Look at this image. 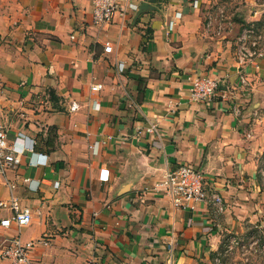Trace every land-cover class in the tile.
Listing matches in <instances>:
<instances>
[{"label":"crops","instance_id":"1","mask_svg":"<svg viewBox=\"0 0 264 264\" xmlns=\"http://www.w3.org/2000/svg\"><path fill=\"white\" fill-rule=\"evenodd\" d=\"M130 1L98 28L89 0H0V122L30 148L6 176L32 213L0 236L32 241L34 264H212L254 184L264 40L243 62L233 43L241 25L264 23L263 1ZM207 12H220V35ZM196 74L218 80L207 102L189 98ZM180 164L204 171L222 212L171 207L162 182Z\"/></svg>","mask_w":264,"mask_h":264},{"label":"built area","instance_id":"2","mask_svg":"<svg viewBox=\"0 0 264 264\" xmlns=\"http://www.w3.org/2000/svg\"><path fill=\"white\" fill-rule=\"evenodd\" d=\"M91 24L98 28L108 25L116 11H125L126 9L136 10L137 6L130 0H89ZM123 3V4H122ZM221 19L207 12L205 27L212 28L216 25V32L222 30ZM255 33L253 28L243 30L238 37L237 49L235 53L239 62L254 56L258 49L259 40L253 36L251 39L248 35ZM74 39V35L70 36ZM111 46L106 43L105 52H110ZM240 82L245 84L246 79L240 76ZM219 87L217 78L207 74H196L189 79V98L194 102H207L216 94ZM100 84L91 86V90H97ZM77 109V104L72 103L70 110ZM23 139L16 136L10 139L8 128L0 122V184H4L10 191L7 200H0V208L8 209L11 213L9 218L0 219V226L4 229L15 227L20 230L21 227L30 223L32 213L26 206H21L17 198L13 195L12 190L15 185L7 178L6 174L14 170L21 162V154L24 150H30L29 147L20 144L18 140ZM161 194L166 198L174 209H194L196 204L207 203L213 210L222 212L224 210V200L221 194L210 186L203 170L190 165L180 164L177 167L167 171L162 182ZM34 243L23 242L19 235H2L0 236V260L7 261L9 264H34L31 260V252ZM86 264H99L92 258ZM169 264H171L169 260Z\"/></svg>","mask_w":264,"mask_h":264},{"label":"rangeland","instance_id":"3","mask_svg":"<svg viewBox=\"0 0 264 264\" xmlns=\"http://www.w3.org/2000/svg\"><path fill=\"white\" fill-rule=\"evenodd\" d=\"M261 1L264 3V0ZM218 15V20H220V12H218ZM250 28H253L255 33L249 34L248 38L251 39L255 36L260 43L263 42L264 23H245L241 25L234 40L233 49L235 51L238 37L241 36L240 34L243 30ZM218 33L216 35L221 34ZM247 191L246 194L239 198L242 203L239 206L241 210L239 211L241 214V218L238 219L239 224L237 228L228 231L222 237V245L214 255L212 264H264V152L260 156L254 184Z\"/></svg>","mask_w":264,"mask_h":264},{"label":"bare ground","instance_id":"4","mask_svg":"<svg viewBox=\"0 0 264 264\" xmlns=\"http://www.w3.org/2000/svg\"><path fill=\"white\" fill-rule=\"evenodd\" d=\"M247 25V24H246ZM256 67V66H255Z\"/></svg>","mask_w":264,"mask_h":264}]
</instances>
